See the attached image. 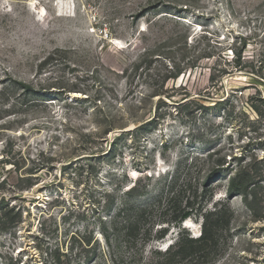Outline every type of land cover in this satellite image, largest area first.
Instances as JSON below:
<instances>
[{"label": "rangeland", "instance_id": "obj_1", "mask_svg": "<svg viewBox=\"0 0 264 264\" xmlns=\"http://www.w3.org/2000/svg\"><path fill=\"white\" fill-rule=\"evenodd\" d=\"M216 208L180 264H264V0H0V264L168 263Z\"/></svg>", "mask_w": 264, "mask_h": 264}, {"label": "trees", "instance_id": "obj_2", "mask_svg": "<svg viewBox=\"0 0 264 264\" xmlns=\"http://www.w3.org/2000/svg\"><path fill=\"white\" fill-rule=\"evenodd\" d=\"M246 175H238L231 180L229 194L232 197L239 195L244 196V201L247 207L258 219L262 217V215L257 212V208L262 203V199L258 196L256 186H253L255 183L254 179L249 176V174ZM178 197H181L180 194ZM178 203L179 204L174 208V218L172 220L176 226L191 218L195 209L194 204L190 202V199L187 200L185 205L183 201H179ZM224 215H227V212L222 210V208H216L211 212L202 214L203 231L201 237L197 239L182 237L175 251L172 252L167 250L165 255L168 256V263L158 262L157 264H180L198 257L203 258L204 260L211 259L212 255L217 253L220 248L218 238L219 231L223 230V227L228 228L232 220V215L226 220L224 219ZM122 228L128 230L125 236L128 243L135 244L140 238L138 221L135 222L133 226L132 223H130L128 226ZM166 231L167 230L162 231V235L158 237L159 240L164 238ZM158 254L161 253L158 252Z\"/></svg>", "mask_w": 264, "mask_h": 264}]
</instances>
